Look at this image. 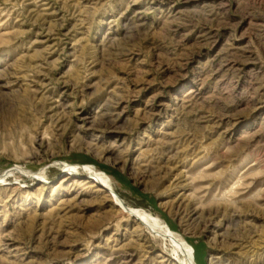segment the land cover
I'll return each instance as SVG.
<instances>
[{
    "label": "rangeland",
    "instance_id": "obj_1",
    "mask_svg": "<svg viewBox=\"0 0 264 264\" xmlns=\"http://www.w3.org/2000/svg\"><path fill=\"white\" fill-rule=\"evenodd\" d=\"M126 208L264 264V0H0V264H182Z\"/></svg>",
    "mask_w": 264,
    "mask_h": 264
},
{
    "label": "bare ground",
    "instance_id": "obj_2",
    "mask_svg": "<svg viewBox=\"0 0 264 264\" xmlns=\"http://www.w3.org/2000/svg\"><path fill=\"white\" fill-rule=\"evenodd\" d=\"M87 169L89 170V174H90L89 177L93 181L92 187H97L100 191L108 192L118 206L126 207L123 200L116 194L115 190L112 188L113 186H111L110 178L105 173L98 172L93 167H87ZM66 172L67 175L78 173L75 167H70V166L66 167ZM11 173L20 174V175L30 174L26 168L20 165L14 167ZM30 175L32 176V178L36 176V174L34 175L30 174ZM38 175H39L38 178H40L41 180L46 179V175L44 174H38ZM68 178L69 177L67 176L64 178V180H67ZM87 182H89V179L86 180V183ZM126 209H129L130 213L135 218L140 219L145 224L149 225L152 228V230L155 229L159 234H161L164 237V239L171 244V246L174 248V251H176V253L178 252L181 254L182 264H195L193 259V247H191L176 232L170 230L169 227L166 225V223L160 217L155 216L141 209H131V208H126Z\"/></svg>",
    "mask_w": 264,
    "mask_h": 264
}]
</instances>
